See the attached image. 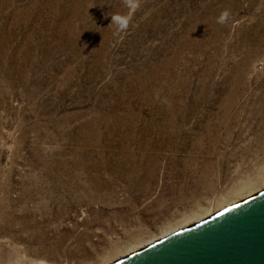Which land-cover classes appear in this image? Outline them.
Masks as SVG:
<instances>
[{
	"label": "rangeland",
	"instance_id": "1",
	"mask_svg": "<svg viewBox=\"0 0 264 264\" xmlns=\"http://www.w3.org/2000/svg\"><path fill=\"white\" fill-rule=\"evenodd\" d=\"M262 190L264 0H0V264H109Z\"/></svg>",
	"mask_w": 264,
	"mask_h": 264
},
{
	"label": "water",
	"instance_id": "2",
	"mask_svg": "<svg viewBox=\"0 0 264 264\" xmlns=\"http://www.w3.org/2000/svg\"><path fill=\"white\" fill-rule=\"evenodd\" d=\"M109 264H264V190Z\"/></svg>",
	"mask_w": 264,
	"mask_h": 264
},
{
	"label": "clouds",
	"instance_id": "3",
	"mask_svg": "<svg viewBox=\"0 0 264 264\" xmlns=\"http://www.w3.org/2000/svg\"><path fill=\"white\" fill-rule=\"evenodd\" d=\"M228 16L227 11L223 12L220 17V22H224V19ZM113 22L117 23L121 28L126 27L127 20L120 17L116 16L113 18Z\"/></svg>",
	"mask_w": 264,
	"mask_h": 264
},
{
	"label": "bare ground",
	"instance_id": "4",
	"mask_svg": "<svg viewBox=\"0 0 264 264\" xmlns=\"http://www.w3.org/2000/svg\"><path fill=\"white\" fill-rule=\"evenodd\" d=\"M243 200V199H242ZM241 200V201H242ZM238 202H240V201H238ZM238 202H235V204H237ZM38 264H46V263H44V262H40V263H38Z\"/></svg>",
	"mask_w": 264,
	"mask_h": 264
}]
</instances>
